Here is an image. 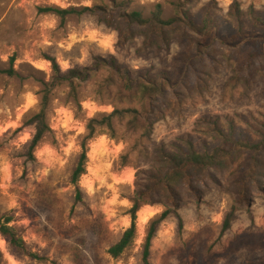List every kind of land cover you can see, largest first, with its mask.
Wrapping results in <instances>:
<instances>
[{
	"label": "rangeland",
	"instance_id": "374dc122",
	"mask_svg": "<svg viewBox=\"0 0 264 264\" xmlns=\"http://www.w3.org/2000/svg\"><path fill=\"white\" fill-rule=\"evenodd\" d=\"M173 1L134 0L128 4V0H0V125L9 116L16 118L25 92L33 91L38 98L37 104L24 113L21 127L6 132L0 129V220L11 216L10 226L21 235L29 250L45 258L36 260L14 254L0 235L5 264H12L13 260L16 264H144V247L153 222L173 208L163 193L157 199L167 204L143 205L137 214V236L133 245L117 259L109 254L110 248L131 226V199L137 182L145 178L138 172L150 169L143 157L133 152L125 166L122 157L131 153L134 141L110 137L112 143L107 145V152L99 149L94 161L88 155L85 175L93 181L94 194L89 195L80 184L82 202H76V188L71 179L82 151L81 143L87 136L88 121L115 109L138 108L125 101L123 97L127 93L122 82L107 68L88 81L77 83L76 97L67 83L52 89L47 113L52 132L39 146L49 144L64 158L61 146L75 132L52 127L61 107L70 110L73 120L86 127V132L77 137L81 151L68 156L63 167L57 164L47 176H42L47 166L36 156L29 158L31 140L19 148L14 144L25 129L34 128L28 122L39 113L43 91L53 82L50 58L56 59L60 67V60L69 63V71L83 70L92 66L97 58L111 56L134 77L165 72L177 83L165 98L159 99L160 102L166 99L170 107L154 125L151 143L147 142L150 152L161 143L174 150V146H183V140L191 139L199 152L212 153L224 147L220 139L206 133V122L214 121H218L225 132L232 125L235 139L242 143L241 153L231 157L226 168L208 171L196 183L194 191L188 186L180 189L177 202L182 226L175 214H170L158 226L152 241L150 264H264V153L258 157V175L247 182L243 192L238 184V177L249 165L251 155L244 145L261 141L258 130L264 123V33L250 22L252 14L264 20V0H231L230 3L229 0H194L188 5L195 22L201 24L206 11L215 4L213 17L229 45H213L203 54L206 60L202 71L188 70L184 75L175 59L196 52L194 42L198 39L187 29L180 33L182 40L174 39L169 50L159 51L145 46L146 36L139 27L131 29L133 40L121 45L118 32L100 22L98 16L71 15L61 24L57 15L41 12L48 7H102L108 16L121 21L123 13L137 10L149 17L161 5L163 18L170 19L176 16L169 4ZM235 2L240 6L247 35L244 43L233 38L238 30L229 11ZM94 32L97 33L95 39L90 35ZM113 33L110 46L106 45L105 38ZM62 44L65 47H61ZM252 51L263 55H250ZM4 56L8 57L6 61ZM26 56L30 59H25ZM41 61L50 62L51 70L34 66ZM11 67L16 72L14 77L7 73ZM84 103L93 104L97 109L91 118L92 109H85ZM107 108L112 111L103 110ZM151 112H145V118L153 120L156 114ZM123 127H117L120 135ZM122 143L125 147L116 153L114 148ZM108 164L111 168L106 167ZM89 167L95 175L88 172ZM129 170L131 175L126 176ZM112 177L121 182L117 184ZM100 179L105 181L104 186ZM114 195L118 197L117 203L106 208L105 202ZM13 200L15 207L11 206ZM233 211L232 227L223 233L225 217Z\"/></svg>",
	"mask_w": 264,
	"mask_h": 264
},
{
	"label": "trees",
	"instance_id": "16d2710c",
	"mask_svg": "<svg viewBox=\"0 0 264 264\" xmlns=\"http://www.w3.org/2000/svg\"><path fill=\"white\" fill-rule=\"evenodd\" d=\"M114 2V0H108ZM134 0H128L131 4ZM194 0H175L169 4L173 6L176 16L170 19L163 18V7L158 5L155 11L149 16L145 17L141 11L133 10L129 13H123L122 20L116 21L111 16H108L102 7H83L81 9H61V8H42L41 12L45 14H55L64 24L67 18L71 15L83 16L86 14L95 15L99 17L100 22L105 23L108 27L115 29L119 35V44H125L129 40H133L134 27H139L144 30L146 36L145 46L148 48L156 47L159 51L169 50L174 39H181L180 33L183 29L192 32L198 39L194 43L197 45V51L192 52L186 57H179L175 62L179 64L180 70L184 75L188 70L194 72H201L205 66L206 57L203 56L206 50L212 48L213 45L219 43L221 45H229L227 40L219 33L218 24L213 17V12L217 9L215 4H212L208 11L204 14L201 24H197L192 17L191 12L187 6L192 4ZM126 5V8L129 5ZM230 17L237 24V34L233 37L238 42L244 43L247 39L244 30V23L242 21L241 10L238 2L231 5L229 11ZM251 24L254 28L264 33V20L257 17L255 14L251 15ZM263 42H264V37ZM182 40V39H181ZM251 40V38H250ZM259 39L256 38V41ZM255 41V42H256ZM264 48V47H263ZM209 54H207L208 56ZM250 55L257 56L263 55L256 51L250 52ZM52 63L54 77L53 82L47 85L43 91L41 98V109L39 113L34 115L29 125L33 126L35 133L31 139L29 146V158H33L34 152L37 147L42 143L45 137L52 132V129L47 121V113L50 107V95L52 89L57 85L67 83L71 87V94L76 97L77 83H84L88 81L94 74L104 68L111 70L122 82L124 88L125 101L130 104H136L138 108L129 106L125 109H115L108 115H103L101 118H92L87 124V136L81 143V154L77 166L72 174V184L76 188V202H82V188L80 181L82 175L87 173V165L89 162V141L94 140L101 135H108L111 139L117 140H133L134 144L131 148V153L122 157L123 164H129V157L133 153L143 157L150 169L140 170L139 176H144L143 181L137 182V190L134 197L131 199L132 208L130 209L131 226L123 233L120 240L113 245L109 254L117 259L129 249L137 236V214L143 205L150 203L167 204L162 199H157L163 193L166 200L172 204L173 208L164 211L158 220L154 221L148 233L143 260L144 264H150V254L152 241L156 236L158 226L167 219L170 214H175L182 226V219L178 214L179 204L178 198L179 191L182 187L188 186L189 189L195 190L196 183L200 181L208 171L214 169L222 170L227 167L231 157L241 153V146L238 140L235 139L233 126L230 125V130L225 132L219 125L218 121L206 122L208 131L212 133L217 139H220L224 147L216 148L212 153H201L196 148L191 139L183 140V146H174V150H169L164 143L153 147L150 152L148 144L151 143V135L155 123L163 118L166 110H169L170 105L167 104L166 99L160 102L159 99L165 98L169 90L176 87L177 83L172 81L168 73L161 72L157 75H139L134 77L128 69L123 68L118 60L111 56L107 59L97 58L95 63L83 70L71 69L63 72L60 65L54 58L49 59ZM14 63V58L11 64ZM7 73L14 77L16 72L11 67ZM155 112L156 117L150 119L145 118L144 113L151 111ZM123 127V134L117 130V127ZM258 135L261 141L257 144L244 145L248 146L251 152L249 165L242 171L238 177V184L242 192L247 187V182L258 175L256 168L259 167V156L264 153V123L260 125ZM149 142V143H147ZM158 196V197H155ZM164 198V197H163ZM157 201H154V200ZM235 219L234 211L229 213L224 220L223 233L229 231ZM13 222L11 216H5L0 220V235L6 240L9 247L13 250L14 254L31 257L36 260H45L44 257L31 252L21 237V235L10 226ZM0 264H5L4 256L0 251Z\"/></svg>",
	"mask_w": 264,
	"mask_h": 264
},
{
	"label": "clouds",
	"instance_id": "9594fccd",
	"mask_svg": "<svg viewBox=\"0 0 264 264\" xmlns=\"http://www.w3.org/2000/svg\"><path fill=\"white\" fill-rule=\"evenodd\" d=\"M230 2L231 0H229V3ZM90 35L93 39H95L97 36V33L94 32V33H91ZM114 36L115 34L113 33V36L106 37L104 40V43L110 46ZM75 39L76 37L73 36L72 40H75ZM45 43H47V41H45ZM61 47H65V45L62 44ZM68 47H70V45H68ZM3 59L6 61L8 57L4 56ZM25 59H30V57L26 56ZM59 63L61 64L62 70L64 71H67L70 67L69 63L63 60H60ZM34 66L44 71L51 70V64L48 61H41V62L35 63ZM36 91H38V89H36ZM23 100H24V103L17 109L16 118L13 119L11 116H9L8 120H6L5 122H3L2 125H0V129L6 132L8 129H16L22 126L21 120H22L24 113H26L30 108H32L34 105L37 104L38 98L34 95L33 91H27L23 95ZM83 107L85 109H89V108L92 109V111L89 112L90 118L93 112L97 110L95 105L89 104V103H84ZM103 110L109 111V112L112 111L111 108H107ZM52 127L54 129L63 128L65 132H75V135H70L68 139L65 141L64 145L61 146L60 151L63 152L64 158H60L57 153V150L49 144H44L43 146L37 147L36 151L33 153L34 156H36L37 160H39L41 163L47 166L42 170L41 172L42 176H47L49 170L51 168H55L57 164L63 167V165L66 163V158L70 156L73 152L79 153L81 149L77 143V137L86 132L85 124L74 121L72 112L64 107H61L58 109L56 122L52 125ZM34 133H35L34 128L25 129L23 134L19 136L18 140L14 142L15 146L19 148L23 144L27 143L29 140L32 139V135ZM109 143H112V141H110V138L108 135H101V136L96 137L94 140L89 141L88 147L90 151L88 155L90 156V158L94 161L96 159L98 150L101 148H104L105 152H107L108 151L107 145ZM124 147L125 145L122 143L119 147H115L114 151L116 153H119L123 150ZM106 167L111 168V164H108ZM88 172L93 173V175H95V172L91 167L88 168ZM125 175L130 176L131 171L129 170V172H127ZM112 179L115 180L117 184L121 182L120 179H118L117 177H112ZM80 184L83 188L87 189L89 195L94 194L93 181L89 179L88 175H82ZM100 184L101 186H104L105 181L103 179H100ZM107 186L109 188L113 187L112 185H107ZM113 191L115 190L113 189ZM117 200H118V197L114 195L112 199H109L105 202V207L107 208L108 206L116 204ZM124 203L126 205L128 204L127 201H124ZM11 206L12 207L16 206L15 200H13ZM8 259L11 260V257H9ZM12 264H16V262L13 260Z\"/></svg>",
	"mask_w": 264,
	"mask_h": 264
}]
</instances>
